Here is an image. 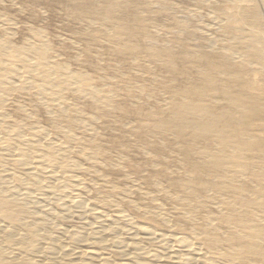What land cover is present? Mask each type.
I'll use <instances>...</instances> for the list:
<instances>
[{
  "label": "rangeland",
  "instance_id": "obj_1",
  "mask_svg": "<svg viewBox=\"0 0 264 264\" xmlns=\"http://www.w3.org/2000/svg\"><path fill=\"white\" fill-rule=\"evenodd\" d=\"M251 2V0H0V16H2L0 17V38L7 36L12 45H10V50H6L9 54L4 57L6 61L16 60L15 52L11 49L44 37L43 40L50 44L49 57L52 60L64 62L67 66L71 65L72 71L87 74L92 84H96L95 86L102 90L105 88L106 92L113 91L114 87V92H117V96L114 95L111 101V103L114 101L112 103L114 107L108 112L99 110L88 97L85 98L72 90L65 91L59 105L54 103L48 106L43 105L44 103L39 100L37 95L39 93L35 88H24L25 91L19 88L8 94L5 105H3L2 113L7 123L23 125L24 122L23 126L27 128L26 135L29 131L32 136V132L36 130L38 134L33 139L57 141L61 144L59 130L66 129L64 127H67L68 119L63 114L58 115V110L64 109V112L67 111L66 115L68 113V116H71L73 109L77 108L75 105L77 102L78 108L82 110L84 123L75 128L72 127L75 133L73 130L72 132L76 134L75 137L79 139V142L74 145L69 144L70 159L77 161L83 168L89 167L90 162L82 156L88 140L99 141L100 145L104 143L103 148L111 153L108 156L110 159H117L118 151L124 154L123 165L128 171L127 176L113 174L109 176L111 177L109 180L129 190L127 193L129 196L127 194L126 196L115 195L111 198L112 201L107 202L96 197L93 192L80 193L70 186L69 190L62 189L61 179L52 181L45 175L42 179L44 183L41 184L43 186H29L26 175L31 170L25 171L19 168L17 171L19 181H11L9 177L1 181L3 188L10 186L17 192L18 199L20 198L19 200L27 209V214H24L27 219L20 221L18 226H15V231L20 232L21 228L26 225L42 237L37 242H32L33 245L30 246L32 243L26 239L19 241V239L10 237L5 238V235L0 232V248H2L0 258L4 257L1 258L2 264H9L10 260L19 259V257L20 259L16 261L20 264H39L47 261L42 250L47 242L57 244L62 249L51 254L52 258L60 259L58 261L66 264H72V262L81 264L79 260L69 257V254L77 251L82 244L70 241L69 235H77L82 239L91 232L100 231L104 236L100 233L96 235L102 238L101 243L103 244L95 243L90 248L97 253H103L102 256L111 264H131L136 260L153 263L154 260L169 259L167 255L181 254L194 256L212 264H234L227 255L209 249L213 243L210 241L213 235L207 234V231L204 232L202 222H199L207 215H213L211 218L221 233L220 252L230 247L222 234L227 231L228 223L237 226H253L261 230L264 237V211L261 208H264V69H260L258 60L247 48L251 46L256 50H264V0H260L261 6L257 4L263 8L262 10L255 4L256 2ZM98 15L105 16L107 21L97 23V26L92 25L89 20L97 21L95 19ZM102 24L105 28L101 26ZM125 25L135 27L134 37L129 38L125 32L123 34L122 26ZM29 27L34 31H31ZM106 28L117 33L115 43L122 44L123 48L120 50L113 48L107 39ZM37 32L40 34H36ZM125 45H132V50L124 48ZM212 61L216 65L213 68L212 83L208 84L209 76L205 69ZM167 66L172 67L167 71ZM14 79L16 80L17 77L12 78ZM160 81L163 84H157ZM154 82L158 86H155ZM210 84L212 86L215 84L216 88L208 90L203 98L204 104L207 105L205 107L210 110L206 116L226 113L229 119L233 116L240 121V124L219 122L216 127L220 130V135L196 138L195 143L189 142L194 138V131L184 128L182 134L177 135V130L173 125L175 113H171L174 109L169 107L167 99H172L173 95V97H193L189 92L191 87L210 86ZM145 85L148 87L146 88ZM151 85L158 88H152ZM159 85L165 86V89ZM141 87L148 91V95L141 94L139 89ZM170 87H172L171 91ZM151 89L155 92L153 93ZM168 92L171 93L168 94ZM31 116L33 120L35 119L34 121ZM159 122L162 126L158 131L154 129V126ZM53 123L59 125L58 130ZM96 133L97 135H94ZM92 135L98 140L92 138ZM222 139L230 145L233 141H238L244 147L240 153H237L226 146L227 149L224 148L221 155L220 152V154L216 152V149L217 142L219 143ZM192 143L194 146L191 145ZM139 147L149 149L148 155L139 153ZM210 152L216 154L221 161V166H202L205 169L201 174L194 173L189 165H198L199 160L202 161L205 155L211 154ZM127 156L130 158L127 159ZM100 157L103 158L102 155ZM154 157L157 160L153 159ZM224 157L225 159L222 160ZM225 167L229 172L225 175L219 174V169L221 171ZM51 168L48 166L45 171L48 172ZM10 170L8 171L11 172ZM102 171L105 172L104 169ZM77 175L83 178L85 183L99 182L85 172L77 173ZM143 175L145 178H142ZM153 182H158L165 188L169 185L177 186L174 187L175 190L183 196L187 188L192 186L196 195L194 193V198L188 205L171 206L168 204L156 208V205L154 207V204L152 205L148 200L145 201L140 195L141 192L153 191ZM199 182L206 184L204 186L212 190L208 192L200 190ZM216 187H220L221 195H224L215 193ZM59 190L62 192L60 193ZM217 196L218 198L221 196V199L219 200ZM257 197L260 199L257 203L246 202ZM128 201L136 203L138 208L128 205ZM241 206L244 209L242 216L234 218L231 215L232 211L235 208H242ZM148 207L156 208L154 211L165 214L167 222H162L158 217H152L150 215L152 210L147 213L144 209ZM183 211H188V218L182 217L184 216ZM37 221L44 223L38 224ZM1 222L0 220V227L6 224ZM112 227L118 228L113 233H109L107 230ZM137 227L140 229L136 230ZM120 228H123L122 232ZM192 232L196 233L192 235ZM111 237L118 238L114 246L107 243ZM259 249L264 252V243L259 244ZM128 258L131 259L128 260ZM168 261H163V263L174 262L176 264L175 258ZM238 263L264 264V256L245 252Z\"/></svg>",
  "mask_w": 264,
  "mask_h": 264
},
{
  "label": "bare ground",
  "instance_id": "obj_2",
  "mask_svg": "<svg viewBox=\"0 0 264 264\" xmlns=\"http://www.w3.org/2000/svg\"><path fill=\"white\" fill-rule=\"evenodd\" d=\"M251 1H252L251 3L256 2L255 3L256 5L259 4L261 6L260 0H251ZM249 6H251V5H249ZM259 9L262 10L263 8H260L259 7ZM248 14H249V12H248ZM258 14L260 15L259 12H258ZM251 16H252V14H251ZM0 17H2V16H0ZM83 19H85V18H83ZM95 20H97V21H92L91 19L89 21H91L92 25L93 24H96L95 26H97L98 25L97 23L105 22V21H107V18L105 16L98 15V17ZM248 21H250V20H248ZM252 22L257 23V22H255L253 20H252ZM83 23H85V22H83ZM252 25H255V24H252ZM99 26H100V24H99ZM101 26L103 27V24ZM29 28L31 29V31H34V30H32L31 27H29ZM97 28H99V27H97ZM103 28H105V27H103ZM134 28L135 27L132 28L131 26H127V25L122 26L123 34L125 32V34L129 38L134 37L135 34H136L135 33L136 31L134 30ZM122 31H121V33H122ZM105 32H107V39L112 44V46H113L114 49L120 50L121 48H123L122 44L121 45H117L118 42L115 43V37H116V34H117L115 31H111V30H108L106 28L105 29ZM36 34H40V33L37 32ZM1 36H3V35H1ZM105 36H106V34H105ZM35 37H37V36L35 35ZM41 38L42 39H39V40H32V41L25 42L22 45L20 44L21 46L18 45L19 43L18 44L16 43L18 46H16L15 48L11 49V50H13L15 52V58H16V60H14L13 62H10V60L9 61H6L5 58H4L5 56L9 55L6 50H8L10 48V45H11L10 44V41L11 40L9 41L8 38H7V36H5V35H4V37L0 38V220L2 222L6 223L2 227H0V232H2L3 235H5L4 236L5 238L6 237H10L11 239H19V241L20 240H23V239H26V240H28L31 243L32 242H34V243L37 242L40 239V237H42L41 234L36 233L35 230H32V229L28 228V226H26V225H24L25 226L24 228H21V231L20 232H16L15 231V226L20 221H22L23 219L25 220V218H26L25 215L27 214V209L24 207L25 205H23L22 202L19 200L20 198L18 199V195H17V192L16 191L12 190L10 186L9 187L6 186V188H3L1 186V183H2L1 181L5 177L11 178L12 179L11 181H14V182H16L17 180L19 181V178H18L19 175L17 174V171H18L19 168L21 170H25V171L31 170L26 175V177H28V181L29 182L27 181V184L29 186H38L39 187L42 184V182L44 183V181H42V179L45 176L48 177V178H50V179H52V181L53 180L61 179L63 181V183L61 182V185H60V187L62 189H66V188L68 189V187L70 186V188H74V190H77L80 193H86L87 194V192H89V193H92L93 192V194L96 195V197H100V198H102V201L103 200H106L107 202L112 201L111 198L114 197L115 195H123V196H126V194L129 191L126 188L119 187L118 185L112 183L109 180L111 178V177L109 178V176L110 175L113 176V174L114 175H119V176H127L128 175L127 168H126L125 165H123V160L125 159L124 158V154H122L121 152L118 151L116 153V155H117L116 158L117 159H115V158L114 159H112V158L110 159L108 156H110L111 153H109L110 151L108 152L106 150V148H103L102 144H104V143H102L100 145V143H98L99 141H96L94 139H90V140H88V142L86 141L87 142V145L85 146L86 148L83 149L84 151L83 150H82L83 152L81 151L82 152V156L90 162V165L88 164L89 167L83 168L77 161H74V160H71L70 159L69 151H68L69 150V146H70L69 144H73L74 145L75 143L79 142V139H77V137H75L76 134L74 135L75 131L73 130V128H75V126H77V125H80L81 123H84L83 122V118H82V115H83L82 114V110L79 109L80 107L78 108V105L79 104L77 105V102H75L76 104L74 103L77 106V108L73 109V111L71 112L72 113L71 116L70 115L68 116V113L66 115V112L67 111L64 112V109H61L60 108V110H58L59 111L58 112L59 113L58 115H62L63 114L64 117H67V119H68V123H67L68 125H67V127H64L66 129H60L59 130V132H60L59 135H60V138L62 139V143L61 144L59 142H57V141H56L57 142L56 143V142L40 141L39 139H33L38 134V133H36L37 132L36 130H34L32 132V136L29 134V131H28V133L26 135L25 130L27 128L26 129L24 128V126H23L24 125V122H23V125L22 124L9 125L11 122L9 124L7 123V121H6L7 119H6V117L2 113L3 105H5L4 103H5V101H6L7 97H8V94L11 93L12 91L14 92V90H16V89L19 90V88H23L24 91H25L24 88H28V89H29V87L35 88L36 91L40 94V95L39 94H37V95L39 97V100L44 103L43 105L47 104L48 106H51L54 103L55 104L58 103L57 105H59L61 103V101H62V98H63L62 95L65 93V91L72 90V91L77 92L80 95L85 96V98L88 97L93 102V104L95 105V107L98 108L99 110H103V111L106 110V111L110 112L109 110H111V108L114 107V106H112V103L114 101L112 103H111V101H112L114 95H115V97L117 96V94H116L117 92L116 93L114 92L115 87H114L113 91L111 90V91H107L106 92V91H104L105 88H104V90H102V88L95 86L96 84L95 85L92 84L91 81H90V79L87 78L88 77L87 74L82 73V72H79V71H72L73 69L72 70L70 69L71 65L70 66L68 65L69 66L68 67L66 64H64V62L63 63H60V62H57V60L56 61L55 60H52V58L49 57L50 44H48V42H46V40H43L44 37H41ZM73 41H74V39H73ZM245 41H246V39H245ZM124 48L131 49L132 50V45H129V46L128 45H125ZM247 48L249 49V51L251 50L250 53L253 56H255V58L258 60L257 63L259 65L260 69H264V50H259V49L256 50V49H254V47H251V46L250 47H247ZM51 50H52V48H51ZM138 61H139V59H138ZM261 62H263V63H261ZM65 63H66V61H65ZM168 63H165V64H168ZM247 64L249 65V63H247ZM215 65H216L215 62L212 61V62H210L209 67L205 69L206 74H208L207 76H209L208 77V80H207L208 81V84L212 81V78H213L212 77L213 68H214ZM119 67H121V66H119ZM171 67L170 66L169 67L167 66L166 67L167 68V71ZM82 70H83V68H82ZM131 70H133V69H131ZM205 72H204V74H205ZM105 76H107V75H105ZM14 77H17V79L16 80L15 79L12 80V78H14ZM161 79L162 78H160V80ZM162 81L157 82V84L158 83L159 84H163L164 81L163 82ZM154 85H155V82H154ZM139 86H141V84ZM145 86H146V88L148 87V85H145ZM155 86H158V85H155ZM169 86H171V85H169ZM142 87L139 88L141 94L148 95V91H146L145 88H142ZM153 87L154 86H152V88ZM159 87H163L164 88L165 86L159 85ZM172 87H170V91H171V88ZM33 88H32V90H33ZM156 88H158V87H156ZM168 88H166V89H168ZM215 88H216L215 84H213V86L210 84V86H200V87L198 86V87H193V88L191 87L189 92L191 93V95L193 97H183V96L173 97L174 96L173 95L171 97L172 99H169L170 102L167 99L169 107H171V108L174 109L173 112H171V111L170 112L172 114L175 113V115L173 117V119H175L174 120L175 123L173 124L172 123L173 121H172L171 124H173L174 127L176 128L177 135H181L182 134V130H184V128H190V129H192L194 131V133H193L194 134V138L190 139L189 142H194L195 141L194 139H196V138H198V139L199 138H207L209 136H214V134L220 135L221 134L220 133V130H218V128L216 127L219 122L221 124H223L225 122H227V123H233V124H240V121H238L233 116L230 117L231 119H229L228 118V114H226V113H219L218 115L206 116V113H209L210 110H208V108L205 107L207 105L204 104L203 98H205V94H207V91L208 90H210V89L213 90ZM120 90L122 91L121 87H120ZM152 91H153V93L155 92L154 90H152ZM175 92H177V91H175ZM186 92H187V89H186ZM193 92L195 94L197 93L198 95H195ZM170 93L168 92V94H170ZM149 94L151 95V93H149ZM128 96H130V95H128ZM169 97H167V98H169ZM35 98L38 99L37 97H35ZM65 100H66V98H65ZM137 100H139V99H137ZM125 104H126V102H125ZM141 104H143V103H141ZM69 105L71 106V104H69ZM234 106H236V105H234ZM32 107H31V109H32ZM82 107H83V105H82ZM117 107H116V110H117ZM163 107H165V106H163ZM236 107L239 108L238 106H236ZM19 109H17V110H19ZM66 109L68 110V107ZM114 109L115 108H113V110ZM143 109H145V108H143ZM159 109H160V107H159ZM240 109H242V108H240ZM146 110L148 111V109H146ZM225 110H226V108H225ZM106 111H105V113H106ZM164 111H165V109H164ZM51 112L53 113L54 111H51ZM56 112H57V110L55 111V113ZM49 113H50V111H49ZM84 113H85V111H84ZM52 115L53 114H51V116ZM33 116H34V113H33ZM28 117H29V115H28ZM93 119H94V116H93ZM19 120H21V119H19ZM32 120H33V117H32ZM52 120H54V119H52ZM56 120H58V119H56ZM168 122L170 123V119H169ZM34 123H33V125H34ZM61 124H63V121H61ZM33 125H32V127H34ZM53 125H54V123H53ZM29 126H31V124ZM161 126H162V123L159 122L157 125L154 126V129L159 131L160 128H161ZM54 127L56 128V130H58L59 125H57L55 123ZM72 130L74 131V133L72 132ZM140 132H141V130H140ZM154 134H156V133H154ZM170 134H171V132H170ZM94 135H97V133L94 134ZM98 135H99V133H98ZM93 137L94 136L92 135V138ZM95 139H97V138H95ZM231 140H233V139H231ZM83 143H85V142H83ZM194 143H192L191 145H193ZM63 145H67V146L65 147ZM217 145H218V147L216 149L217 150L216 152L217 153L220 152L221 155H222L223 149L226 148V146L232 148V150L235 151V152L237 151V153L238 152L240 153L242 147H244L238 141H236V142L233 141L232 142V145H230L224 139H222V141H219V143L217 142ZM159 146H160V144H159ZM136 148H138V147H136ZM189 149L191 150V148H189ZM212 149H211V151H212ZM138 150L140 151V152L138 151L139 153H141V154H147L148 155L149 149L143 148V147H139ZM207 150H209V149H207ZM208 153H209V151H208ZM212 153L211 154H207V155L204 154L205 157H203L202 161L199 160L198 165H193L192 164V165H189V168L192 171H194V173H200L201 174L203 172V169H205L204 167L207 166V165H212V166L214 165L213 167H215V166H221V161L219 160V158L216 156V154L214 155V153L213 154ZM149 154H151V153H149ZM100 155H102V157H103L102 159H101ZM153 155H152V157H153ZM146 156H144V157H146ZM154 156H156V155H154ZM163 157H165V156H163ZM129 158L127 156V159H129ZM153 159H155V157ZM224 159H225V157L222 158V160H224ZM34 160H36V162ZM155 160H157V159H155ZM33 162H35V164H32ZM154 163H156V162H154ZM227 164H229V163H227ZM48 166L49 167H52V168H51V170H49L47 172V171H45V168L48 167ZM202 166H204V167H202ZM140 167H142V166H140ZM103 169L105 170V172L102 171ZM8 170H10L11 172H9ZM6 171H8V172H6ZM210 171H211V169H210ZM81 172H85L87 175H89V176H91L93 178L95 177V181H99V182H95V183H89L88 182V183H85L86 181H84L83 178L81 179L77 175V173H81ZM148 172H146V173H148ZM228 172H229V170L225 167V168H222L221 171L219 169V172L218 173L225 175ZM19 174L21 175L20 172H19ZM134 174H135V172H134ZM145 175H147V174H145ZM143 177L145 178L144 175L142 176V178ZM50 179H48V180H50ZM134 180H135V178H134ZM93 181H94V179H93ZM136 181H138V180H136ZM158 182H159V180H158ZM158 182H153V186H152L153 191H151V192L150 191L149 192H143V193L141 192V194H140L141 195V198L144 199L145 201L148 200L152 205L154 204V207L156 205V208H161L163 205L165 206V205H168V204L171 205V206L191 204V202H192V200L194 198V193H195L194 192V187L192 188V186L191 187L189 186L187 188L186 192L184 193V196H183V195H181L180 193H178L175 190L174 187H177V186L169 185V187L165 188L164 186L162 187L161 184H159ZM25 183H26V181H25ZM45 183H46V178H45ZM203 183H205V182L203 181ZM200 184H201L200 187H198V188H200V190H204L206 192L212 190V189H207V187L204 186L206 184H204V185L202 183H200ZM41 186H43V185H41ZM55 187H58V186H55ZM211 188H213V187H211ZM219 188L216 189L215 193L221 195L222 191H220ZM61 192L62 191H60V193ZM195 195H196V193H195ZM222 195H224V194H222ZM127 196H129V195L127 194ZM220 197L218 198V196H217V198L219 200L221 199ZM222 199H225V198L222 197ZM128 200H129V198H128ZM225 200H224V202H225ZM258 201H260V199L257 197L254 200L249 199L246 202H248V203H251V202L252 203H254V202L257 203ZM113 202H115V201H113ZM127 204L130 205L133 208H138V207H136L137 204L134 203L133 201H128ZM156 208L153 209V208L148 207V208H144V209L147 210V213L152 210V212H150L151 213L150 215H152V217H154V216L155 217H158V219L160 218V220H162V222H165L166 223L167 222V218L165 217V214L163 215L161 212L154 211V210H156ZM261 208L264 211V208L263 207H261ZM243 211H244L243 207L242 208H235L232 211L231 215H233L234 218L235 217L236 218H240L242 216ZM183 212H184L183 213L184 216H182V217L183 218L184 217L185 218H188L189 217L188 211H183ZM147 213H145V214H147ZM28 216H30L29 213H28ZM148 216H149V214H148ZM212 216L213 215H211V216H208L207 215L206 217H204L203 219H201V221L199 220V222H202L201 223V226L203 227L204 232L207 231L206 232L207 234L210 233V234L213 235L212 240H210L213 243H212V246H210V248L208 247L209 249H212V250L214 249L213 250L214 252H217L218 251L219 254L222 253V255H227L228 257H230L229 260H231L234 264H236V263L239 264L238 263V260H240L241 257L244 256V253L245 252H252V253L256 254L257 256L258 255L259 256H264V252L260 251V249H259V244L264 243V237L262 235L263 232L261 230H259L258 228H254L253 226H249V225H238L237 226V225H232L230 223H228V229H227V231H225V229H224L225 232H223V230L222 231L220 230L221 232H223L222 234H224L223 235V237H224L223 239H225V241L230 244V247L227 250L220 252L221 250H220V246H219V243H220L219 241L222 239V238H220V234L221 233L219 232L218 226H216L215 223L213 222V219L211 218ZM41 222H43V221H41ZM41 222H39V223H41ZM37 223H38V221H37ZM41 225H39V226H41ZM117 228L118 227H112L111 229H108V230L106 229V230L109 233H113ZM122 229L123 228H120L119 229L120 232L123 231ZM138 229H140V228L137 227L136 230H138ZM97 233L103 234L101 231L100 232H97ZM97 233L96 232H91L88 235H86L87 237L82 238V239H81L80 236L70 234L69 235L70 236V239H71L70 241H72L73 243L74 242L75 243L77 242V243L82 244V245L80 246V248L77 251H75V252L72 251L73 253L71 252L69 254V257H71L72 259H75V260L76 259L79 260V262L81 264H111V263H109L107 261V259L105 257L102 256L103 253L102 254L97 253L96 251H93L90 248L91 245L92 244H95V243L100 244V245L103 244V243H101L102 242L101 241L102 238H100L98 235H96ZM195 233L192 232L191 234L193 235ZM103 236H104V234H103ZM105 236H108V235H105ZM98 238H99V240H98ZM117 239L118 238L111 237V238L108 239L109 241L107 243L110 244V245H113L114 243H117L118 242ZM1 241H3V240H1ZM47 241H49V240L47 239ZM185 242L189 243V241H185ZM18 243L19 242H17V244ZM3 244H4V241H3ZM32 245H33V243L30 246H32ZM129 245H131V244H129ZM5 246H7V244ZM16 246L17 245H15V247ZM8 247L10 248V246H8ZM132 247H133V244H132ZM16 250H18V249H16ZM42 250H43V253H44L45 257H47L46 258L47 261H43V262H41L39 264H66V263H64L62 261H58L60 259L56 260V259H54V258L51 257V254H54L55 251L62 250V249H60V247L57 244H48V242H47V245ZM215 250H217V251H215ZM0 253H2V248H0ZM135 254H137V253H135ZM192 255H194V254H192ZM167 256H168V258L170 257L169 259L175 258L176 259V264H183V263H186V264H212V263L205 262V260H199L200 258H195L194 256L191 257V256H188V255H182V254L181 255H178V256H174V255H167ZM199 257H202V256L199 255ZM1 258H4V257H1ZM1 258H0V264H2ZM137 258L138 257L136 256V259ZM161 258H163V257H161ZM203 258H201V259H203ZM19 259H20V257H19ZM19 259L16 258V259L10 260L11 263L9 262V264H20L19 261H16V260H19ZM129 259H131V258H128V260ZM140 259H142V258H140ZM169 259H167V260L166 259L165 260L161 259V260H158V261H155L154 260L153 263H147L145 261H142L141 262V261H137L136 260V261H132L131 264H164L163 261H166L167 262ZM150 260H152V259H150ZM31 261H34V260H31ZM170 261H172V260H170ZM216 261H214V262H216ZM72 264H76V263L75 262H72ZM171 264H174V262L171 263Z\"/></svg>",
  "mask_w": 264,
  "mask_h": 264
}]
</instances>
